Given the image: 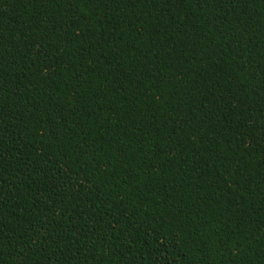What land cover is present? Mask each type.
I'll return each mask as SVG.
<instances>
[{
  "label": "trees",
  "instance_id": "16d2710c",
  "mask_svg": "<svg viewBox=\"0 0 264 264\" xmlns=\"http://www.w3.org/2000/svg\"><path fill=\"white\" fill-rule=\"evenodd\" d=\"M0 264H264V0H0Z\"/></svg>",
  "mask_w": 264,
  "mask_h": 264
}]
</instances>
